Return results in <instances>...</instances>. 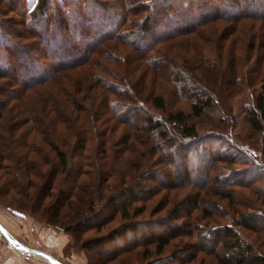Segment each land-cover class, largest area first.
<instances>
[{
	"label": "trees",
	"instance_id": "obj_1",
	"mask_svg": "<svg viewBox=\"0 0 264 264\" xmlns=\"http://www.w3.org/2000/svg\"><path fill=\"white\" fill-rule=\"evenodd\" d=\"M107 2L106 0H19L20 7L25 4V10L21 13L28 22V25L26 24L28 31L20 38L37 37L41 44L40 51L51 58L53 66L47 73L44 72L46 74H41L40 61L32 58L26 52L25 47L19 45L20 43L8 42L7 37L0 42V48L4 49L3 53L0 52V85L9 87L8 91L0 87L1 93L6 92L5 96L0 97V180H2V187L7 188L8 191L13 190L16 188L14 179L22 178V175L29 177L26 185H21V191L25 192L22 195L30 197V191L25 189L31 190L36 197L34 200L28 198V201L33 204L29 206L43 208L42 214L46 212L51 216V221H56L52 222L53 226L64 229L72 235L75 229L87 230L92 227L96 228L98 231L96 233H99L102 231V228H99L102 227V220L93 223H89L88 220L85 228H81L80 222L83 218H79L89 211L93 214L89 213L87 219L93 218L95 219L93 221L99 219V215L94 210L98 194L95 187L100 188L98 184L100 179L110 182L109 178L113 176L114 181L109 184L111 192L106 195L102 192L101 198L103 200L105 198L111 205L118 201L117 206H125L124 209L118 211L119 217L127 220L122 225L130 232H136L142 236L146 243L145 246H152L155 254H161L165 246L172 244L171 239L184 237V241L180 243L177 240L178 246L169 257L170 264H187L190 260L193 264H208L206 257L197 259L198 262L193 261L197 257V252H212L217 258L220 254L219 249H222L221 254L224 255L220 254L217 264H262L264 250L262 254H258L251 245H244L238 236L241 231L233 228L235 224H238L236 222L238 220L232 218L231 221L235 223L230 221L221 223L218 219V217L228 216L227 207L233 211L234 215H240V213L245 215L241 216L244 230L249 228L255 230L249 220L254 221L257 216H253L252 211L245 213V210H241L249 206L242 202L240 190L233 188L235 185L241 186L245 183L249 187L255 179L253 177L245 180L235 178L232 173L231 180L226 181L212 174L211 171L216 161L225 157L218 151L211 154L208 149L202 150L201 154L198 153L199 156L193 154L191 158L194 159L196 156L197 159L193 163L190 162L189 150L185 153L182 149L193 147L191 144L201 141L207 134L200 135L195 125L187 124L185 121L187 114L182 110H171L166 120L160 116H155V119L159 118L154 120L150 110L153 108L166 109L165 96L155 88L156 85L158 86L157 79L162 78L164 72L170 74L164 78L174 85L176 96L178 87L174 79L182 78L184 81L185 77L194 82L191 78H196L189 72L191 69L200 75L203 71L206 73L208 78L202 77L205 81L199 79L200 82L195 84L198 90L200 89L199 93L195 90L192 92L188 90L193 99L190 107L197 116L203 112L205 107L214 105L219 100L221 106L228 109L225 106V97L239 94L242 91L244 80L246 82L247 79L250 81L259 79L261 82L264 76V0H118V2ZM106 6L120 12L117 18L112 20L108 27L100 29L94 35L88 34V37L91 36L90 39L81 40L82 35H78V30L79 33L84 30L90 31L91 27H86L84 22L92 23L96 16L102 17L103 22L105 19L103 12L106 13V17L110 12L105 11ZM178 19L183 24H176L170 29L172 24L170 22ZM90 25L93 26V24ZM66 32L71 34V39L66 36ZM80 40L83 41L80 53L76 54L72 51L64 53L62 43L65 45L67 43L68 46L69 41L78 43ZM107 40L112 41L111 50L101 52L105 54L104 59H92L90 63V55L96 51L100 43ZM113 41L128 44L135 53L142 54V59H138L139 64L133 68L130 58L125 61L126 57L121 59L120 56H114L112 51L117 52L118 48ZM209 48L217 51L216 62L215 59L213 61L208 59L206 51L210 50ZM241 50L247 54L242 55V58L239 54ZM151 52L153 53L150 54ZM157 54L159 57L155 56ZM3 55L7 62L3 61ZM250 58H253L252 62H248ZM22 60L24 62H21ZM238 63L243 64V68L237 69ZM244 63L247 65L245 66ZM140 66L141 71H137ZM229 75L231 77L227 79ZM116 80L120 83L118 87ZM263 84L261 82L260 87ZM112 86L114 87L111 91ZM183 86L184 90L188 89L186 84ZM235 90V93L230 94ZM134 92L139 94L140 98L136 97L139 100H134ZM119 93L125 97L117 95ZM112 94L117 99L110 102ZM98 97L102 99L105 97L104 100L109 103L103 112L102 110H88L83 104L84 99L94 100ZM251 98H253L252 94ZM143 102H149V106L145 107ZM124 105L126 107L133 105L135 109L142 112L144 116L141 118L142 115H139L142 123L134 122L129 115H121L118 109ZM251 108L248 113L251 128L253 130L264 129V123L261 122L264 118V93L259 94L255 102H251ZM135 109L133 111L136 112ZM134 114L132 115L135 117ZM90 119H93L98 129L100 127L96 133L104 136L101 143L104 147L101 154H98L100 156L96 166L101 163L107 166L101 165L96 171H83L82 165L86 166L90 162L93 165L89 150L84 152L92 132L87 125ZM160 120L163 123L167 122V125L169 123H173V126L181 125L180 130L171 132L169 136ZM121 126L124 128L120 139H113L112 137L116 136L115 132ZM210 133L212 134L209 136L228 138L229 145L235 146L234 141L227 137L226 131L215 130ZM153 136L161 140L166 137L167 140L172 141L171 150L180 154L178 159L181 167L175 169L178 175L168 180L170 174L166 173L170 172L162 173L161 170H155L157 168L143 171L138 160H133L137 163L134 165L135 170L131 172L129 180H126L121 169L116 166L120 171L118 177L123 181L121 185H117L115 163L117 156L119 159L120 155H118V148L114 145H122L121 152H123L131 149V143L141 145L145 142V138L149 139ZM70 138L73 140H69ZM107 142L109 146H106ZM65 148L69 151L79 148L78 156L81 160L75 168L77 177L72 179L74 182L68 184L69 193L63 189L60 182V175L68 173L69 156ZM179 150L182 151V155ZM194 150L197 151L195 148ZM50 151L53 158L49 155ZM141 152L150 162L149 166L171 164L158 153V148L154 146L152 151V144L147 153L144 149ZM49 161L50 167L42 166ZM112 165L115 172L111 170ZM93 174L96 175L91 185ZM214 178L216 185L225 186L228 189L217 190V193H213L209 184ZM188 182H192L196 189L189 192L183 200H173L190 203L186 211L187 216L190 217L193 210L200 208L205 193L210 196L212 194L219 196L211 206L217 207L222 204L221 208L224 211L221 212L215 208L209 210L203 205L199 209L203 214L201 213L198 219L201 220L203 217L211 219L207 226L196 222L198 220H193L195 222L187 220L189 222L182 223V227L179 226L180 229L174 228L173 230V227L169 225L172 223H169L167 218L165 223L162 221L160 223L165 224L163 225L167 229L165 234L161 233V228L158 231L156 229L137 230L129 213L134 208L131 205L132 202L152 196L159 188L168 190L175 187L183 188ZM259 190H261L260 193L253 190L251 192L260 199L258 206L264 208V196H262L264 188H259ZM76 195L80 201L72 199ZM50 196H53V201H45H49ZM64 196L66 201L62 200ZM48 203L49 205L46 206ZM161 205H166V202H160L159 206ZM20 207L13 208L8 204L9 209L12 211L15 209L23 214L24 212L20 210L22 207ZM117 234L123 235V232L114 227L99 235H89L81 242L82 247H88L93 240H99L101 247H104L105 240L112 239ZM186 238L188 240H185ZM189 244L194 253L184 257ZM133 246L118 249L117 252L107 255L115 256L132 249ZM144 251H149V248ZM158 264L165 263L160 261Z\"/></svg>",
	"mask_w": 264,
	"mask_h": 264
},
{
	"label": "rangeland",
	"instance_id": "obj_2",
	"mask_svg": "<svg viewBox=\"0 0 264 264\" xmlns=\"http://www.w3.org/2000/svg\"><path fill=\"white\" fill-rule=\"evenodd\" d=\"M108 2H115L118 0H106ZM19 0H0V42L4 41L5 38H8V42L12 41V42H16V43H20L19 45L21 47H25V50L27 53H29L32 58H35L37 61H40V65H41V74H46L49 71V68L53 66V63L51 62V58L49 56H45L43 55V53L40 51L41 49V44L40 42L37 40V37H33V38H20L22 37V35L24 36L27 31H28V27L26 26V24L28 25V22L26 21L25 16L23 15V12L25 10V4L22 5V7H20V5L18 4ZM107 2V3H108ZM110 4V3H109ZM115 8H117L115 6ZM61 9H63V7H61ZM67 11H69L68 6H66ZM65 11V9H64ZM105 11H110L109 14L107 13V17H106V13L103 12V17L105 18L102 22V17H97L94 18L92 20V23H88V22H84L86 27H91L90 31L89 30H84L82 31V33H79L78 30V35H82L81 40L86 41V39H90L91 36L90 35H94L97 31H99L100 29H103L104 27H108L109 23L112 20H115L117 18V14H119L120 12H117L115 10L109 9L107 8V6L105 7ZM69 13V12H68ZM66 14V13H65ZM112 14V15H111ZM69 15V14H68ZM112 17V18H111ZM172 23L170 25V29L174 28V26L176 24H183V22L181 20H175L170 22ZM90 24H93L90 25ZM35 27V26H34ZM36 28V27H35ZM66 32V36H68L69 39H71V34H68ZM88 34L89 37H88ZM93 39V38H92ZM78 41L77 42H73V41H69L68 43L70 45L67 46L64 43L61 44L62 48H64V53H68L69 51L72 52H76L80 53L82 51L83 45H81L83 43V41L81 42ZM117 42V43H116ZM113 43L115 45H117L116 47L117 52L116 51H112L114 52V56L119 57L121 59L125 58V61L127 59H131V67H135V65L139 64V60L138 59H142L141 55H138L137 53H135L132 49L131 46L128 44H124L122 42L119 41H113ZM1 47V45H0ZM113 47L112 41H104L102 43H100L98 45V47L96 48V51L94 53H92L89 57V62L92 63V59H104V52L101 53L104 50H108ZM210 50L206 51L207 57L210 60H214L215 62L217 61L216 57H217V51L209 48ZM4 49L0 48V52H4ZM153 52H151L150 54H152ZM5 54V53H4ZM149 54V55H150ZM156 54V53H154ZM153 54V55H154ZM239 54L241 55H247L245 54V52L243 50L239 51ZM253 54V53H252ZM67 55V54H66ZM68 56V55H67ZM157 57V55H155ZM225 57V55H223ZM4 57V55H3ZM248 58V57H247ZM12 60H14V58H12ZM4 62L6 61V58H3ZM253 58H250L248 62H252ZM21 62H24L23 60ZM88 63V62H87ZM85 63V64H87ZM128 63V62H126ZM245 64V63H244ZM247 64H245L246 66ZM243 64L241 65L240 63L237 64V69L239 68H243L242 67ZM81 67V66H80ZM141 66L140 68L137 69V71H141ZM194 69H191V74L193 75L194 78H191L192 80H194V82L187 78L184 77V81H182V78L179 76V79H174V81L176 82V86L178 87L176 89V94L174 93V85L170 84V81H167L164 77L169 76L170 74H167V72H164V76L160 79H157V84L156 85V89L162 93L165 96L166 99V109L165 110H160L159 108L155 109H151L150 111L152 112V116H154V120H157V117L155 119V116H160L162 117L163 120L167 119V114L171 111V110H182L184 113L187 114L186 116V123L187 124H193L196 126V129L198 130V132L200 133V135L202 133H206L207 135H205L203 137V139L201 141H196L193 144H191L193 147H188V148H184L182 149L185 153H187V151L189 150L190 153V159L193 163V161H196L197 157L195 156L194 159L191 158L192 155H198V153L201 154L202 150L208 149V151L212 154H214L216 151L223 153L225 157H221L219 158L218 161H216L213 170L211 171L212 174H214L215 176H220V178L222 180H226V181H230L231 180V175L232 173L234 174L235 178H243V180L247 179V178H251L253 177L255 180L249 184V187L246 186L244 184H240L241 186H237L235 185L233 188H235V190H240V195L241 198L243 199L242 202L247 203L249 207H247L246 209H241V210H245V213H250L251 211L254 213L253 216H257L254 220L250 221L251 224L254 225L255 230H251L250 228L248 230H244L242 227L244 224H242L241 221V216H245V215H240L238 214H233V211L229 210L226 206V210H227V217L229 219L226 218H221L218 217L219 221L221 223L223 222H234L231 221L232 218H234V220H238L236 222H238V224H235L233 228L238 229V231L240 230L241 232H239V238H241L242 242L244 243V245H251L252 249L255 250V252H257L258 254H262L263 250H264V208L263 207H259L258 204L260 202V199H258L257 197H255V193L251 192V190L260 193L261 190H259V188H264V129H260V130H253L250 126V122H248V113L251 111V102H255V99L257 98V96L259 94H263L264 93V84L262 87H260L261 82L264 83V76L262 81L260 82L259 79H257V81H250L249 79L246 80V82H242V86L243 88L241 89L242 91L239 92V94H234V95H229L225 97L226 103L225 106L228 109L223 108V105L221 106L220 104V100L218 103H215L214 105H208L207 107L204 108L203 112L200 113L199 116L195 115L190 107V102L193 100L192 97L189 95L188 90L190 92H192L193 90L196 91V93H199L200 89L198 90V88L196 87V83L200 82L199 79L203 80L205 78L202 77H206V73L203 71L201 72V75L198 74L197 72L193 71ZM228 71V70H227ZM46 72V73H44ZM228 73V72H226ZM186 74V73H185ZM231 75H229L228 77H226L227 79L230 78ZM7 81V80H5ZM119 80H116L115 83L117 82V87L119 86L118 83ZM205 81V80H203ZM182 84L180 86V84ZM183 84L187 85V88H185L184 90V86ZM205 84L207 86H209L206 82ZM172 85V86H171ZM1 87V85H0ZM3 87V86H2ZM1 87V88H2ZM114 86L111 87V91L113 89ZM5 88L6 91L9 90V87H3ZM126 89V88H125ZM96 90H94L95 92ZM99 91V89H98ZM94 92L92 93V95L94 94ZM132 92V91H131ZM235 91H233L230 94L235 93ZM125 93V92H124ZM128 93V92H127ZM4 94H6V92L1 93V89H0V97L5 96ZM251 94L253 96V98H251ZM120 97H125V95H122L121 93L117 94ZM111 99L110 102L116 101L117 98L114 97V95H110ZM134 100H139L137 98H140L139 94H137L136 92H134ZM137 97V98H136ZM105 99V97H103ZM104 99L98 97L97 99L94 100H87L84 99L83 104H85V106L88 108V110H92V111H97V110H102V112L105 109L106 106L109 105L108 102H106ZM121 99V98H118ZM105 101V102H104ZM144 106H149V102H143ZM133 109H135V107L133 105L130 106H122L118 109V112H120V114L122 115H129L131 116V118H133L132 120L134 122H140L142 119V117L144 115H142V112H140L138 109H135V111H133ZM146 111V110H145ZM134 112L136 113V115L134 114ZM149 112V111H146ZM134 114L135 117L132 115ZM139 115L141 116V118L139 117ZM138 116V117H137ZM161 121V125H164V129H167L168 131V135L171 136V132H178L180 130V126L181 125H176L173 126V123H169L168 125L165 123H163L162 120ZM261 122L264 123V118L261 119ZM88 127L90 128V130L92 131L90 133V140L88 141V144H86V148L84 149V152L89 150L90 155L92 156V162L93 165H91V162L89 164H86V166L82 165L81 169L83 171H96V169L98 167H100L101 165H103L102 163L99 164L98 166H96L97 163V159L98 154H101V150L104 146H102V135H98V131L100 129H98V127H96V124H94L93 119H90L89 122L87 123ZM92 125V127H91ZM214 126H217L216 128H214ZM170 127V128H169ZM123 126L119 127V129L115 132L114 137H112L113 139L117 138L120 139L121 134H122V130H123ZM215 130H219V132H223L226 131L227 133V137H229V139L234 141L235 146L233 145H229L228 143V138L227 139H223L220 137H216V136H209L210 132H213ZM97 132V133H96ZM139 132V131H138ZM142 134V133H141ZM137 136H140L139 134H137ZM164 140H161V138L155 137L153 136L152 138H145V142H143L141 145H138L137 143H134L132 145L131 143V149L129 148V150H124L123 152H121V147L122 145H114V147L118 148V156L116 159V163H115V171L117 170V173L115 174L116 177H118L120 171L117 169V167L119 169H121L123 176L126 177V180H129L128 178L131 176V172H133L134 169V165L137 163L133 160H138L139 162V166L141 167V169L143 171H146L147 169L150 168H157L155 170H161V172H170V173H166V174H170L169 179L166 178V180H170L173 178V176H177L178 172L175 171V169L180 168L181 167V162H179L178 156L180 155L179 153H175V151L171 150L170 148V144L172 141L167 140L166 137L163 138ZM69 140H73V138H70ZM163 143H162V142ZM230 142V140H229ZM109 142L106 143V146H109L108 144ZM101 144V146H100ZM152 144V151H153V147L155 146L156 149L158 148V153H160L162 156H164L167 161L171 162L168 163V165L166 164H158L157 166L154 167L153 166H149L150 162H148L146 159V157H144L143 154H141L142 150L144 149L147 153V151L150 148V145ZM239 148H238V147ZM47 147V146H46ZM80 147V146H78ZM48 148V147H47ZM46 148V149H47ZM90 148V149H89ZM197 149V151L194 150ZM202 148V149H201ZM217 148V149H215ZM65 150L68 153L69 156V160H68V173H65L61 176L60 182H61V186L63 187V189L68 192V184L71 183L74 179V177L76 176V171L75 168L78 167V165L80 164L81 160L80 157L78 156L79 154V148L77 149H71V151H69V149L65 148ZM181 152V155L183 154L181 150H179ZM178 151V152H179ZM210 154V155H211ZM50 157H51V151H50ZM160 157V156H158ZM53 158V157H51ZM137 158V159H134ZM205 158V157H204ZM207 158V157H206ZM130 159V160H129ZM126 160H129V162H126ZM99 162V160H98ZM95 165V166H94ZM106 165V164H105ZM43 167H50V161L45 164L42 165ZM104 166V165H103ZM107 166V165H106ZM104 166V167H106ZM117 166V167H116ZM114 167L112 165V171L115 172ZM214 172V173H213ZM96 174L92 175V183L91 185H93V178ZM192 175V174H191ZM101 177H103V175L100 174ZM214 176V177H215ZM81 176H79L80 178ZM123 177V179H124ZM179 177V176H178ZM29 177H24V175H22V178L17 177L16 179H14V184L15 185V189L13 190H9L7 188H3L2 186V180H0V213L3 214V216L7 217V216H11L10 214L14 215L16 214V216H19L20 218H27L28 221H33L35 222L38 226L41 227H47L50 229H53L55 231L62 232V236L66 235L67 238V242L65 243L66 246L63 248V250H65V252L67 251H75V253H80L78 255V258L76 259V263L77 264H158L160 261H163L165 264H170V256H171V252L175 250V248L178 246L177 240L180 243L181 241H184V237L181 236L179 238H173L171 239L172 244L170 243V245L165 246L164 250L161 252V254H155L152 250V246H145L146 243H144L145 241H143L142 236L138 235V233L136 232H130L126 227H124L122 224L127 221L125 219H122L119 217L118 211L122 210L125 208V206H117V202L116 204L111 205L110 202H108L105 198L103 200L101 193L103 192L104 195H106L107 193H110L111 191H109V184L112 183V181H114V177L111 176L109 179L111 180L110 182H108L107 180H99V183L97 181V183L100 185L101 188V183L103 185V187L98 188L99 186L95 187V190L98 191L97 194V199L95 200V204H94V210L95 212L99 215L98 216V220L93 221L95 219L93 218H89L87 219V216L89 215V211H87L86 213H83V216H81L82 222H80L81 228H85V226L88 224V220L89 223H93V222H98L100 220L102 224V227L100 226L99 228H102V231H99V233H96L98 231H96V228L92 227V228H88L87 230H76L73 232L74 234L72 235L71 233L66 232L64 229L61 228H57L55 226H53V224L56 222L51 221L50 219V215L47 214L46 212L44 214H42V209L41 207L37 206L35 208L30 207L29 205H33L31 201H28L30 199L34 200V196L32 194V191L29 189H25L26 191H30V197H25L24 195H22V193L24 194L25 192L21 191V185L25 186L26 182L28 181ZM116 180V184L117 185H121V183L123 182L119 177ZM102 181V182H101ZM212 181L211 184H209L211 186V190L213 193H217L218 191H222L228 188H225V186L220 187L219 185H216V181L215 178L210 180ZM74 182V181H73ZM13 183V182H12ZM93 189V186L91 188V190ZM193 189H196V186L192 183V182H188L186 187L183 188H179V187H175L173 189H166V188H159V190L153 194L152 196L148 197V198H144L141 200H136L134 202H132V207H134L132 209V211H130L129 213L131 214V219L134 220V224L137 227V230H145V229H149V230H161V233L165 234L167 233V229L165 228V224H160L161 221L163 223H165V221H167V218L169 220V224L170 226L174 228H179V226L182 225V223H186L189 222L187 220H190V222H195L193 220H198L196 222H200L201 225H205L207 226L208 222L211 221V219L208 218H201V220L198 219V217H200L201 215V211H199V209H201V207H203V205L207 206V208L209 210H212L213 208H215L216 210L219 211H224L222 210L221 206H211V204L214 203V201L217 199V197L219 196H214V194H212L211 196L208 195L207 193H205L203 196V199L201 201L200 204V208L193 210L192 215L189 217L187 216V208L188 206H190V203L187 201H182L181 203L178 202L179 200H183V198L187 197L186 195L193 191ZM211 192V191H210ZM69 193V192H68ZM176 193V194H175ZM138 194H140V192L138 191ZM69 195V194H67ZM264 196V195H262ZM261 196V198H262ZM162 197V198H161ZM53 196L49 197V201L45 200L47 202H51ZM180 198V199H178ZM48 199V198H47ZM66 197H62V200H65ZM72 199H77L79 200L78 196H73ZM160 199V200H159ZM178 200L177 202H174L173 200ZM257 199V201H256ZM32 200V201H33ZM66 201V200H65ZM80 201V200H79ZM129 201V200H128ZM158 201V202H157ZM164 201L166 202V205H160V202ZM34 202V201H33ZM172 203L174 205H172ZM8 204L12 205L13 208L16 206H21L20 210H22L24 213L19 215L17 213H14L11 209L8 208ZM159 206H157V205ZM49 203L46 205L48 206ZM117 206V207H116ZM65 207V205L63 206V208ZM62 208V209H63ZM203 209V208H202ZM94 212V213H95ZM95 213V214H96ZM244 213V214H245ZM93 214V213H91ZM203 214V213H202ZM92 216V215H91ZM236 218V219H235ZM130 219V221H131ZM247 221V220H246ZM54 222V223H52ZM58 222V220H57ZM245 222V221H244ZM52 223V224H51ZM235 223V222H234ZM157 224V225H156ZM120 225V226H119ZM117 228L119 231L123 232V235L117 234L114 238L109 239V240H105V246L101 247L99 240H93L91 241V244L88 245V247L84 248L82 247V241L84 238L88 237L89 235H99L102 234L104 232H106L107 230L113 229V228ZM182 227V226H181ZM65 235H64V234ZM157 233V232H156ZM91 238V237H90ZM2 240H6L4 234L1 235V241ZM185 240H188L187 238ZM99 242V243H98ZM262 244V245H261ZM1 245V244H0ZM132 247V249L121 252L115 256L109 257L107 254L111 253V252H117V250L119 249H123L125 247ZM147 248H149V251H144ZM128 249V248H127ZM1 252V251H0ZM191 253H194L193 248L191 247V244H189L186 253H184V257L185 256H190ZM218 253H222V249L218 250ZM244 253H248V252H244ZM2 254V253H1ZM220 254L217 255L218 257L216 258V254L212 253V252H197V257L193 260V261H197V259L201 258V257H206L208 264H217V260H219ZM224 255V254H221ZM225 257L226 254H225ZM168 258V259H167ZM80 259V260H79ZM160 260V261H159ZM159 261V262H158ZM192 260H190L189 263L187 264H193V262H191ZM230 264V263H229ZM264 264V262L262 263Z\"/></svg>",
	"mask_w": 264,
	"mask_h": 264
},
{
	"label": "crops",
	"instance_id": "obj_3",
	"mask_svg": "<svg viewBox=\"0 0 264 264\" xmlns=\"http://www.w3.org/2000/svg\"><path fill=\"white\" fill-rule=\"evenodd\" d=\"M10 215L0 213V236L6 238L1 241V253L8 264H77L80 253L63 250L67 242L64 233L62 236V232Z\"/></svg>",
	"mask_w": 264,
	"mask_h": 264
},
{
	"label": "built area",
	"instance_id": "obj_4",
	"mask_svg": "<svg viewBox=\"0 0 264 264\" xmlns=\"http://www.w3.org/2000/svg\"><path fill=\"white\" fill-rule=\"evenodd\" d=\"M0 244H1V236H0ZM0 251H1V245H0ZM0 264H8L7 260L3 257L1 252H0Z\"/></svg>",
	"mask_w": 264,
	"mask_h": 264
},
{
	"label": "water",
	"instance_id": "obj_5",
	"mask_svg": "<svg viewBox=\"0 0 264 264\" xmlns=\"http://www.w3.org/2000/svg\"><path fill=\"white\" fill-rule=\"evenodd\" d=\"M13 212L14 213H17V214H19V215H21L22 213H20V212H18V211H16L15 209L13 210ZM3 231V230H2ZM3 232H5V231H3ZM6 237H8L9 239H10V236H8V235H6ZM27 249V248H26ZM29 250V249H28ZM31 250V249H30ZM29 250V251H30ZM33 250V249H32Z\"/></svg>",
	"mask_w": 264,
	"mask_h": 264
}]
</instances>
